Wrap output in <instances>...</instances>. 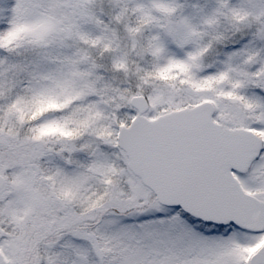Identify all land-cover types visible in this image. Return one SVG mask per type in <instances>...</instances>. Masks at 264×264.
Returning <instances> with one entry per match:
<instances>
[{"label": "snow or ice", "instance_id": "snow-or-ice-1", "mask_svg": "<svg viewBox=\"0 0 264 264\" xmlns=\"http://www.w3.org/2000/svg\"><path fill=\"white\" fill-rule=\"evenodd\" d=\"M0 264H264V0H0Z\"/></svg>", "mask_w": 264, "mask_h": 264}]
</instances>
